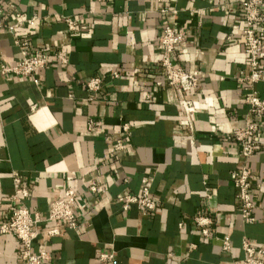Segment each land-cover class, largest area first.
<instances>
[{
	"label": "crops",
	"instance_id": "1",
	"mask_svg": "<svg viewBox=\"0 0 264 264\" xmlns=\"http://www.w3.org/2000/svg\"><path fill=\"white\" fill-rule=\"evenodd\" d=\"M243 3L0 0L8 25L38 17L13 32L0 28V64L18 62L23 48L66 57L37 70L38 83L0 74V224L9 218L15 187L27 189L24 205L42 218L64 190L77 192L76 228L38 225L33 251L50 256L41 264H101L100 254L113 255L106 264H233L245 256L243 239L264 248V116L250 157L240 156L231 136L253 118L244 102L249 86L236 80L247 69ZM65 17L80 23L70 31ZM165 26L184 32L174 63L200 74L198 87L183 95L155 84L163 80L158 40ZM261 62L254 89L264 98V51ZM94 76L102 87L89 101L85 83ZM181 97L194 104L189 118ZM118 138L121 150L114 149ZM242 164L252 172V223L242 221L233 183ZM144 178L155 210L122 209L118 198L138 195ZM200 214L210 220L206 235L194 220ZM54 227L59 233L48 235ZM18 250L15 236L0 234V264H21Z\"/></svg>",
	"mask_w": 264,
	"mask_h": 264
},
{
	"label": "built area",
	"instance_id": "2",
	"mask_svg": "<svg viewBox=\"0 0 264 264\" xmlns=\"http://www.w3.org/2000/svg\"><path fill=\"white\" fill-rule=\"evenodd\" d=\"M264 0H244L242 7L243 28V48L247 56V69L242 70L236 76V80L249 86V92L244 97V102L249 107V113L253 116L241 127L234 128L231 131L232 138L240 144V156L245 160L253 155L257 149L255 136L259 130V119L264 116V98L258 96L254 89V84L261 79L262 76V55L264 51ZM38 19L36 16L23 18L19 16L17 22L8 25L2 17V8L0 7V28H6L9 32H13L16 26L22 24L33 25ZM64 22L68 30H74L80 23L78 18L65 17ZM184 32L175 30L171 26H165L159 37L161 47V56L159 58V71L163 77L162 81H157V86H168L175 89L180 95L195 90L199 84V71H186L182 67L176 65L173 61V54L176 47L183 41ZM26 43L22 44L25 46ZM52 59L66 62V57L60 53H49L44 49H36L29 51L26 48L21 50V58L18 62L11 64L2 62L0 64V74H14L18 77L32 78L35 83L38 80L35 77L37 70L45 68ZM117 76V72H113ZM85 87L91 92L89 101L94 99L96 93L101 90L102 78L94 76L87 80ZM179 106L183 110L187 118L195 111L192 100L181 97ZM89 128L94 127L93 120L88 122ZM122 131L129 134V127L124 124ZM115 150L123 149V140L115 139ZM250 168L242 164L233 173V183L237 188V198L240 202V216L245 223H252L255 220L254 209L255 202L252 198V189ZM19 180L15 179V183ZM142 187L138 195L125 194L118 198L122 209L126 210L130 205L134 204L139 209L153 211L156 208V200L149 193V183L147 179L141 180ZM89 190L96 192L97 186L95 182L89 184ZM76 190L67 188L63 195L51 200L48 205L47 214L41 217L38 213L31 212L25 205L23 200L28 196L27 189L24 187H15L10 196L11 207L8 220L0 224V234H10L17 238L19 242L18 258L21 264H41L42 261L50 258L49 254L41 250L33 251V241L38 237V225L42 222H63L65 225L74 229L77 225V216L74 210ZM195 223L201 227L202 234H207V225L210 220L207 216L200 214L194 217ZM181 225V224H180ZM59 230L54 227L47 230L50 236L57 235ZM242 248L245 256L242 260L233 264H264V248L255 247L249 243L247 239L242 240ZM222 249L229 250V238L226 237L222 242ZM113 258L112 254H100L98 260L101 264H106Z\"/></svg>",
	"mask_w": 264,
	"mask_h": 264
}]
</instances>
